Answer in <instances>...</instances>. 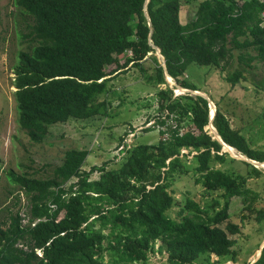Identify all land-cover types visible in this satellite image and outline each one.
Instances as JSON below:
<instances>
[{
	"label": "trees",
	"instance_id": "1",
	"mask_svg": "<svg viewBox=\"0 0 264 264\" xmlns=\"http://www.w3.org/2000/svg\"><path fill=\"white\" fill-rule=\"evenodd\" d=\"M181 1L15 0V7L32 21L24 36L31 45L19 52L12 81L17 123L30 142L41 144L51 126L69 120L108 117L111 82L128 68L144 73L152 87L166 86L154 96L161 115L156 124L174 125L159 131L163 138L154 145H120L124 155L116 169L102 164L85 171L89 152L70 149L50 177L11 175L27 197L29 210L25 225L18 212L1 222L0 264H104L105 252L112 258L110 264H145L156 242L157 252L167 254L170 264L231 254V236L239 235L241 228L229 221V201L249 193L247 179L212 166L223 164L225 155L220 154L221 143L205 130L210 113L206 99L189 93L172 96L164 73L176 86L198 91L182 78L191 64L222 71L236 59L240 69L225 78L232 87L251 72L254 62L264 68V1L203 0L195 17L184 24ZM125 53L130 57L121 64ZM149 54L154 65L150 75L143 67ZM185 118L193 130L181 132ZM211 124L222 143L264 163V150L251 148L218 109ZM181 150L195 153V183L221 192L224 202L220 206L213 200V214L186 199L179 219L168 215L178 205L169 191L174 177L189 172L182 160L188 154L181 155ZM241 163L249 174H262ZM94 173L99 176L91 180ZM73 178L76 181L65 188ZM263 217L258 211L256 219ZM254 264H264V247Z\"/></svg>",
	"mask_w": 264,
	"mask_h": 264
},
{
	"label": "rangeland",
	"instance_id": "2",
	"mask_svg": "<svg viewBox=\"0 0 264 264\" xmlns=\"http://www.w3.org/2000/svg\"><path fill=\"white\" fill-rule=\"evenodd\" d=\"M202 1H181V23L189 22L195 17L197 7ZM31 24V18L15 7V0H0V225L10 214L14 215L16 212L22 217L23 225L27 223L29 202L13 182L11 175L27 174L37 179L50 177L54 168L61 164L64 153L70 149H85L89 152L82 167L85 171L102 164L107 165V170L116 169L124 155L119 151L120 145L126 148L141 144L154 145L163 138L159 131H166L168 126L174 125L171 121L164 127L156 124L161 115L158 113L154 96L159 89L166 86L152 87L146 82L144 73L136 68H128V72L125 71V74L119 75L111 82L108 117L69 120L51 126L47 138L41 144L30 142L17 123L13 96L15 88L12 81L13 67L17 63L19 52L27 50L31 45L24 37L30 32ZM249 52L254 53L252 50ZM233 53L237 55L238 51L234 50ZM150 55L152 54L143 62L148 75L153 74L154 67ZM154 55L162 62L157 52ZM128 57L130 53H125L119 58L120 63L122 64ZM230 64L222 71L219 68L191 64L182 78L194 84L198 88L197 93L209 99L213 104L211 114L214 115L218 109L229 121L231 128L240 131L251 148L264 150V68L257 61L254 62L251 72L244 73V78L232 87L225 78L233 71L239 70L240 66L236 59ZM114 68V65L110 66L106 72L109 73ZM166 82L167 87L172 89V96L187 93L177 89L171 79L167 78ZM182 127L181 132L193 130L190 120L186 118L182 121ZM147 128L153 130L145 132ZM205 130L212 135L208 126ZM166 137L167 135L164 136ZM182 154L187 155L188 150H181ZM194 154L182 158L189 166L188 174L175 175L171 184L169 191L178 202V205L168 212L171 218L179 219L180 208L186 199L198 203L210 214L217 209L212 208L214 199L220 206L224 202L220 197L221 192L207 191L195 183L197 174L193 172L196 165L192 159ZM220 154L225 155V161L223 164L213 163L215 169L240 174L247 179L245 189L249 193L243 197H233L229 201V221L239 225L241 232L239 235L231 236L234 241L231 254L224 257L201 255L190 264H254L264 246V217L260 221L256 219L258 211L264 212V164L252 165L262 173L255 177L254 174H249L248 167L241 163L245 162L244 156L237 152L234 155L223 146ZM98 176V173H94L91 180L97 179ZM75 181V178L71 179L65 188ZM248 205L249 209L246 208ZM159 245L160 242L155 243V252L148 254L145 264H170L167 262V254L157 252ZM111 260L109 253L105 252L104 264H110Z\"/></svg>",
	"mask_w": 264,
	"mask_h": 264
},
{
	"label": "water",
	"instance_id": "3",
	"mask_svg": "<svg viewBox=\"0 0 264 264\" xmlns=\"http://www.w3.org/2000/svg\"><path fill=\"white\" fill-rule=\"evenodd\" d=\"M148 1V0H147ZM149 27L151 28V25H150V23H149ZM155 50H156V52L158 53V55L160 56V52H159V50L157 49V48H155ZM161 57V56H160ZM161 60H162V67H164V60H163V58L161 57ZM165 74V78H166V80H167V77L168 78H170L169 76H168V74H167V72H165L164 73ZM171 79V78H170ZM175 87L177 88V89H182V88H180L179 86H176L175 85ZM16 90V89H15ZM183 91L184 92H189V93H195L196 95H198V96H201L202 98H204V99H206V101H207V103H208V105H209V111H210V113H209V124H208V127L210 128V131H211V133H212V135L214 136V138L217 140V141H219L220 143H221V145L222 146H228V145H226V144H224V143H222V141L220 140V138H219V136H218V134H217V132H216V130L214 129V127L212 126V124H211V121H212V119H213V117H214V115H215V113H214V115H213V113L211 114V107L213 106V104H211V102L209 101V99L207 98V97H205V96H203V95H200L199 93H197L198 91H189V90H187V89H183ZM215 109V108H214ZM216 111V110H215ZM211 114V115H210ZM228 147H230V146H228ZM233 149V148H232ZM245 162H248V163H250L251 165H254V166H256V165H259V166H262L261 164H264V163H260V162H255V161H253V160H250V159H248L247 157H245L244 156V159H243ZM264 247V246H263Z\"/></svg>",
	"mask_w": 264,
	"mask_h": 264
},
{
	"label": "bare ground",
	"instance_id": "4",
	"mask_svg": "<svg viewBox=\"0 0 264 264\" xmlns=\"http://www.w3.org/2000/svg\"><path fill=\"white\" fill-rule=\"evenodd\" d=\"M168 78V77H167ZM168 79H170V78H168ZM170 82V81H169ZM182 91H183V89H181ZM180 92V91H179ZM223 147H226V149L227 150H229L231 153H233L234 155L236 154V152L234 151V149H232V148H230V147H228V146H223ZM262 166H263V164H262Z\"/></svg>",
	"mask_w": 264,
	"mask_h": 264
},
{
	"label": "built area",
	"instance_id": "5",
	"mask_svg": "<svg viewBox=\"0 0 264 264\" xmlns=\"http://www.w3.org/2000/svg\"><path fill=\"white\" fill-rule=\"evenodd\" d=\"M238 1V0H237ZM242 2L241 1H239L238 2V4H241ZM261 18H262V20L264 21V11L261 13ZM33 225V224H32ZM38 253H39V251H38ZM40 255V254H39Z\"/></svg>",
	"mask_w": 264,
	"mask_h": 264
},
{
	"label": "clouds",
	"instance_id": "6",
	"mask_svg": "<svg viewBox=\"0 0 264 264\" xmlns=\"http://www.w3.org/2000/svg\"><path fill=\"white\" fill-rule=\"evenodd\" d=\"M259 1H264V0H259ZM241 2H243V1H241ZM260 17H261V14H260ZM262 19V18H261ZM262 26L264 25V21L262 20V24H261ZM176 91V90H175Z\"/></svg>",
	"mask_w": 264,
	"mask_h": 264
}]
</instances>
